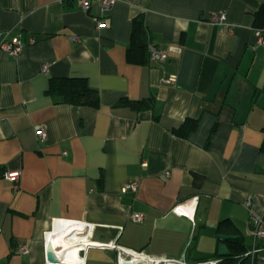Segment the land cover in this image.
I'll use <instances>...</instances> for the list:
<instances>
[{"label":"crops","instance_id":"crops-1","mask_svg":"<svg viewBox=\"0 0 264 264\" xmlns=\"http://www.w3.org/2000/svg\"><path fill=\"white\" fill-rule=\"evenodd\" d=\"M90 2L0 0V38L23 42L15 58L0 50V264H44L43 233L58 219L189 263L219 259V234L248 249L250 216L264 214V48L252 49L264 0ZM217 12L226 25L208 22ZM137 17L163 62L128 61ZM57 77L83 78L98 105L58 102L47 92ZM121 98L154 102L138 111ZM186 120L195 128L176 135ZM7 171L20 172L16 189ZM194 198L191 217L172 212ZM85 263L118 264L117 250L90 248Z\"/></svg>","mask_w":264,"mask_h":264},{"label":"built area","instance_id":"built-area-1","mask_svg":"<svg viewBox=\"0 0 264 264\" xmlns=\"http://www.w3.org/2000/svg\"><path fill=\"white\" fill-rule=\"evenodd\" d=\"M103 10L110 8L115 0H97ZM78 6L83 11H88L90 8V0H77ZM208 22L212 25L220 26L226 25V15L224 12L211 13L208 17ZM104 26V23L98 22L97 27ZM228 31H232V27L227 26ZM255 42L252 45V49L264 48V28H255L253 30ZM30 43L34 42L31 37ZM23 42L18 35H15L9 39L3 37L0 38V50L7 55L15 58L21 52ZM147 50L149 54V60L157 63H161L165 60L166 54L161 51L157 46L152 43H148ZM47 65L42 66V71H46ZM175 81L174 76L163 77L162 82L172 83ZM35 135L38 140H44L46 134L41 126L35 129ZM6 178L13 183V188H17V182L19 179V171H7L5 172ZM137 188V182H127L123 185V191H135ZM247 205L249 202L246 203ZM195 207V198L188 203H182L176 205L172 212L176 215L192 216ZM134 221L140 222L142 220L141 214H134ZM94 226L92 224L67 219H58L53 224L52 228L43 233L44 241V264H86V255L88 249H115L117 250V262L121 264L123 260L131 258H138L142 261L141 264H218L219 259H210L205 261H198L189 263L184 258H166L142 255L139 252L126 250L116 245L114 242L102 243L92 240V233ZM249 234L252 236L251 246L244 252L243 256L247 258L248 264H264V214L260 216L251 215L249 219ZM57 241L60 243L61 248H57L53 243ZM50 244L52 251L58 262L52 263L46 260L47 246ZM16 251L20 254L27 252V248L24 246H17ZM64 252L65 259L61 258V253Z\"/></svg>","mask_w":264,"mask_h":264},{"label":"trees","instance_id":"trees-1","mask_svg":"<svg viewBox=\"0 0 264 264\" xmlns=\"http://www.w3.org/2000/svg\"><path fill=\"white\" fill-rule=\"evenodd\" d=\"M148 32L141 17L134 18L130 32V41L127 48V59L134 63H144L149 54L146 53L148 45ZM48 93L56 98L58 102H66L74 105H87L96 107L98 105V92L87 85L83 78L57 77L50 80ZM152 98H142L132 101L119 99V104H127L136 110H149L153 107ZM195 128L193 120H186L173 132L176 135L185 137L186 134ZM261 149L264 150V143ZM227 220H222L219 225ZM226 242L230 255L220 258L218 264H248L247 258L243 256L246 246L243 244L241 237L224 240Z\"/></svg>","mask_w":264,"mask_h":264},{"label":"water","instance_id":"water-1","mask_svg":"<svg viewBox=\"0 0 264 264\" xmlns=\"http://www.w3.org/2000/svg\"><path fill=\"white\" fill-rule=\"evenodd\" d=\"M237 236L235 235H231V234H219L218 238L221 240L220 243H218L217 246V255L220 258H224V257H228L230 255V252L224 242V240L227 239H234ZM46 260L52 263H56L58 262V259H56V257L54 256V253L52 251V247L50 246V244H48L47 246V250H46ZM142 261L138 258H131L128 260H123L121 262V264H141Z\"/></svg>","mask_w":264,"mask_h":264},{"label":"bare ground","instance_id":"bare-ground-1","mask_svg":"<svg viewBox=\"0 0 264 264\" xmlns=\"http://www.w3.org/2000/svg\"><path fill=\"white\" fill-rule=\"evenodd\" d=\"M53 245L56 246L57 248H61V246H62V245H60V243L57 242V241H55V242L53 243ZM61 258H62V259H65L64 252L61 253Z\"/></svg>","mask_w":264,"mask_h":264}]
</instances>
